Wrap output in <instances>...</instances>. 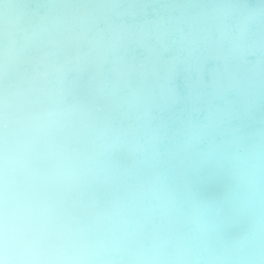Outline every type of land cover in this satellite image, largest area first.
<instances>
[{
  "label": "clouds",
  "instance_id": "obj_1",
  "mask_svg": "<svg viewBox=\"0 0 264 264\" xmlns=\"http://www.w3.org/2000/svg\"><path fill=\"white\" fill-rule=\"evenodd\" d=\"M219 14L204 12L223 47L231 28ZM25 47L0 35V264H264V72L259 102L227 125L189 121L178 154L190 163L178 169L129 149L62 79L6 87ZM126 150L132 161L116 165ZM193 172L221 180L222 194L202 197Z\"/></svg>",
  "mask_w": 264,
  "mask_h": 264
},
{
  "label": "bare ground",
  "instance_id": "obj_2",
  "mask_svg": "<svg viewBox=\"0 0 264 264\" xmlns=\"http://www.w3.org/2000/svg\"><path fill=\"white\" fill-rule=\"evenodd\" d=\"M213 5L216 23L231 28L223 47L209 37L204 12ZM0 35L26 44L6 87L43 85L45 74L62 79L124 130L129 149L158 151L178 169L190 163L178 154L189 121L225 126L259 102L264 0H1ZM112 47L119 51L105 58ZM132 159L126 150L114 163ZM189 179L208 199L224 190L205 172Z\"/></svg>",
  "mask_w": 264,
  "mask_h": 264
},
{
  "label": "water",
  "instance_id": "obj_3",
  "mask_svg": "<svg viewBox=\"0 0 264 264\" xmlns=\"http://www.w3.org/2000/svg\"><path fill=\"white\" fill-rule=\"evenodd\" d=\"M0 2H1V0H0ZM239 6H242V5H239ZM241 12V11H240ZM228 18H231V16H229ZM240 21L239 20H237V18H235V20H234V25H237L238 23H239ZM185 81V80H184ZM183 80H181V82L180 83H182V82H184ZM195 82V81H194ZM193 82H189V93L191 94L192 93V91H193V87H191L190 86V84H192ZM185 85V84H184ZM190 96V95H189ZM257 100V97L256 98H254V103L256 104V103H258V102H255ZM171 107V106H170ZM207 177H211V174H209V173H207V172H205V180H207ZM213 177V176H212ZM194 182H196L197 184H199V185H201L202 184V182H205L204 181V178H203V181H201V180H194ZM219 183H220V186L224 189V184H223V182L221 181V180H219Z\"/></svg>",
  "mask_w": 264,
  "mask_h": 264
}]
</instances>
